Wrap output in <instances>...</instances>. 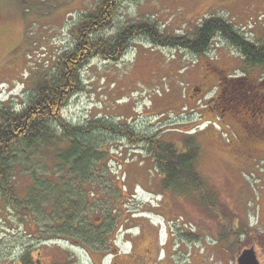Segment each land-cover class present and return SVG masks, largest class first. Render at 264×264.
I'll use <instances>...</instances> for the list:
<instances>
[{
    "label": "rangeland",
    "instance_id": "obj_1",
    "mask_svg": "<svg viewBox=\"0 0 264 264\" xmlns=\"http://www.w3.org/2000/svg\"><path fill=\"white\" fill-rule=\"evenodd\" d=\"M27 1L33 10L26 15L21 14L22 4L18 0H0L2 101L16 96L25 98L31 92L23 84L31 72L27 67L34 68V64L38 63L48 71L55 57L73 46L75 34L71 31L72 26L86 13V9L92 10L97 3V0ZM42 1L46 3L43 10L37 4ZM120 3L117 10L121 13L120 20L151 17L173 31L182 29V25L193 22L196 17H203L205 12H221L239 27L245 26L244 30L239 28L245 36L264 41V18H259L264 16V0H138ZM215 38L211 50L203 57H197L188 50L150 46L147 41L141 40L133 43L117 62L93 59L81 69L84 88L71 97L64 115L74 120L97 114L100 118L115 119L118 122L125 118L127 126L136 127L139 132L147 131L150 135L179 144L192 135L200 145L196 164L200 170L199 176L206 181L207 187L209 185L208 189L214 190L217 198V206L211 211L196 205L189 209L190 203L184 198L163 189L162 177L156 172L149 151L137 144L125 142L119 146L122 145L124 151L128 150L127 156L124 154L123 159H114L109 167L103 166L96 170L94 178L97 186L103 192H115L114 201H110L116 204H106L107 199H103L102 193L98 192L102 199L95 202L94 218L103 213L102 209L109 212L113 207L111 212L119 217L128 210L136 215L134 218H142L144 224L155 226V233L159 232L161 242L168 237L167 233L170 234L167 227L171 223L173 231L178 234L170 237V248L176 247L173 244L177 243L178 237H182L178 248L185 257L179 258L186 264L188 251L197 254L198 264L201 261L203 264H236L232 258L239 253L238 248L243 249L242 246L250 244L248 240L252 239L257 240L252 245L258 249L262 257L260 259L264 261V239L257 236H264V142H259L260 136L257 134L246 131V126L252 123L249 122L251 117L257 120L260 110H264V97H261L264 82L258 83L259 77L264 76V69L253 71L256 77L254 87L250 89L249 85L244 88L246 95L242 97L249 102V110L230 106L224 111H217L214 107V99L220 92L217 71L222 69L226 74L238 76L245 68L239 49L222 38ZM23 50L29 53L21 58ZM13 58L16 59L10 64ZM23 72L25 75L18 76ZM5 77H9L15 86L7 88ZM186 105L188 107L184 110ZM257 121H260V125L263 122ZM110 149L116 158L121 155L118 154L121 149ZM124 157L127 162L123 166L121 163ZM30 170L34 171L32 168ZM42 172L50 174L49 170ZM243 172L251 175V180L241 175ZM16 175V190L18 196L23 197L32 175L26 170H18ZM137 183L141 187L134 190ZM2 205L0 202V242L8 254L4 262L12 258L14 251L19 253L26 250L30 251L31 257L38 264L53 263L55 260L59 264H67L62 263L66 251L74 256L80 254L84 258L83 251L69 246L68 251L67 245L63 243L60 244L62 246L56 243L53 245L50 241L40 244L37 237L47 233L43 230L46 227L39 222L36 225L30 224L29 220L23 221L17 214H12L13 211L5 212ZM162 212L167 215L166 221L169 223L164 221ZM224 215L236 225L235 232L230 231L225 238L233 242V256L229 255L230 252L226 253L219 242L223 237L222 226L219 224L226 219ZM27 224L31 226L27 227ZM137 230L138 227L128 232L138 233ZM185 233L193 234L191 243L186 242L188 236ZM238 244H241L240 247ZM120 245L123 250L128 248L127 243L121 242ZM176 251L177 248L172 252ZM174 259L177 258H172V263Z\"/></svg>",
    "mask_w": 264,
    "mask_h": 264
},
{
    "label": "trees",
    "instance_id": "obj_2",
    "mask_svg": "<svg viewBox=\"0 0 264 264\" xmlns=\"http://www.w3.org/2000/svg\"><path fill=\"white\" fill-rule=\"evenodd\" d=\"M18 1L22 4L21 14H31V4L27 0ZM122 1L138 0H97L94 8L86 9V13L72 26L71 31L75 34L73 46L56 56L48 71L38 63L34 64L35 70L27 67L31 72L23 84L31 92L25 98L16 96L0 100V202L5 212L13 211L12 214H17L23 221L29 220L30 224L36 225L39 222L46 227L43 230L47 233L39 235L40 244L45 241L59 242L65 235L80 238L83 242H96L103 236V230L95 229L89 223L93 212L91 203L106 198L105 203L110 205L115 192L100 190L94 175L103 166L109 167L114 159H123L124 154L128 155V150L125 149V152L121 148L125 142L149 151L154 168L162 177L163 189L184 198L190 203L189 209L196 205L211 211L217 206L216 193L208 189L209 185L207 187L206 181L199 176L196 164L200 145L192 135L180 145L150 135L147 131L139 132L136 127L127 126L125 118L118 122L100 118L99 114L83 116L80 120L65 117L64 109L71 97L84 88L80 72L88 62L96 58L117 62L133 43L141 40L147 41L150 46L188 50L203 57L211 50L215 37L222 38L239 49L244 58L245 71L238 76L226 74L222 69L217 71L220 83V92L214 99L217 111H224L230 106L249 110V102L242 97L246 95L244 88L249 85L250 89L254 87L256 77L253 71L264 69V41L245 36L239 26L221 12H205L203 17H196L193 22L182 25V29L173 31L151 17L120 20L121 13L117 10ZM37 4L42 10L46 8L45 1ZM28 53L25 50L20 57ZM15 59H10V64ZM22 74L25 75L23 72L18 76ZM259 78L258 83H263L264 76ZM5 83L7 88L15 86L9 77H5ZM261 94L264 97V91ZM15 99L17 102L13 101ZM259 115L257 120H262V124L251 117L249 122L252 123L246 126V131L257 134L259 142H264V110H260ZM120 143L122 145L119 146ZM112 147L121 149L117 158L111 153ZM124 162H127L125 157L121 163L123 166ZM30 168L34 171L31 172ZM18 170H26L32 175L23 197L18 196L15 186ZM45 170H49L50 174H43ZM244 175L251 180V175L245 172ZM98 192L104 197L100 198ZM182 213L187 215L184 211ZM224 218L219 225L226 227V234L230 231L234 233L235 223L225 215ZM30 226L27 224V227ZM236 235H232L234 239ZM3 249L0 242V263L8 257ZM19 253L20 256H17L18 252L14 251L12 258L4 264H37L29 250Z\"/></svg>",
    "mask_w": 264,
    "mask_h": 264
},
{
    "label": "flooded vegetation",
    "instance_id": "obj_3",
    "mask_svg": "<svg viewBox=\"0 0 264 264\" xmlns=\"http://www.w3.org/2000/svg\"><path fill=\"white\" fill-rule=\"evenodd\" d=\"M162 199L163 196L161 195L160 200ZM112 201H114V197L112 198ZM112 201L109 202L110 205L116 204V202H112ZM91 204L92 207L90 209L93 211L95 210L96 203H91ZM111 208L112 209L109 212L108 211L105 212L102 209L103 213H99L98 217L95 218L94 216L96 215V213L92 212L89 223L92 226H94L95 229L104 231L103 236H101L99 239H96V242L94 241H89L90 243L87 241L83 242V240L80 238H72L67 235H65L64 236L65 238L64 239L62 238L59 242L58 241L52 242L53 245L55 243L59 245L61 243H63L64 245L66 244L68 251H69V247L77 248L78 250L83 251L85 255L84 258H82L80 254L74 256L73 254L70 253V251L69 253L66 251V253L64 254L65 260L62 263L68 262L67 264H186L181 262V258H179V256L185 257V255L181 253V250H179L178 248L180 247L178 245L181 243L180 241L182 237L181 238L178 237L177 243L175 242V244H173L176 247L170 248V244H171L170 237L174 236L175 233L178 234L177 232L173 231V227L171 226V223L169 227H167V232H170V234L167 233L168 237H166V239H164L163 242H161L159 240L160 238L159 232L156 231L155 233V229H156L155 226L151 227L152 226L151 224H144L142 222L143 221L142 218H138V219L134 218L136 217V215L131 214V212H129L128 210L125 211V215L123 216L121 215L119 217L117 214L115 215L114 213L111 212L113 210V207ZM162 213H163L162 217L164 221H166L167 215L164 212ZM100 216H104V217L101 218ZM141 216H143V214ZM179 217L180 219H183L182 216ZM220 226H222L223 237L219 239V242L222 244L226 253L230 252L229 255L233 256V254L231 253L233 251L232 250L233 242H230L225 239L226 237H228V234H226L227 229L223 225ZM136 227H138L139 230V232L137 230L138 233L128 232L131 231L132 228L136 229ZM178 229H180V227ZM185 235L188 236L186 240L187 243L192 241L190 238H192L193 234L185 233ZM261 237L264 238V236ZM37 238L40 241L39 235ZM121 242L127 243L128 245V248H126L127 250L122 249V246L120 245ZM248 245L249 247L254 248V245H252V243L243 245L242 248H246L248 247ZM176 248L177 251L173 253L172 251L175 250ZM190 248L191 247H189V249ZM254 249L256 250V254H258V249L257 248ZM262 249H264V245L262 246ZM186 255H187L186 259L188 264H198L196 263L197 254L194 255V252L188 251ZM17 256H20V253H18ZM257 256L259 257L261 255L258 254ZM172 258H177V259H174L172 263ZM225 259H227V255H225ZM232 259L235 260V256H233ZM57 262L58 261L55 260L53 263H49V262L46 263L59 264ZM8 263L10 264V262ZM200 264H203V262L201 261Z\"/></svg>",
    "mask_w": 264,
    "mask_h": 264
},
{
    "label": "water",
    "instance_id": "obj_4",
    "mask_svg": "<svg viewBox=\"0 0 264 264\" xmlns=\"http://www.w3.org/2000/svg\"><path fill=\"white\" fill-rule=\"evenodd\" d=\"M239 264H261L253 249H246L238 258Z\"/></svg>",
    "mask_w": 264,
    "mask_h": 264
}]
</instances>
